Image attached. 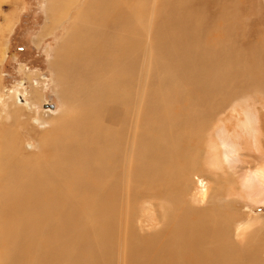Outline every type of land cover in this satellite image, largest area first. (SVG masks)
Listing matches in <instances>:
<instances>
[{
    "label": "bare ground",
    "instance_id": "6f19581e",
    "mask_svg": "<svg viewBox=\"0 0 264 264\" xmlns=\"http://www.w3.org/2000/svg\"><path fill=\"white\" fill-rule=\"evenodd\" d=\"M146 3L45 0L41 36L64 32L51 88L68 107L40 119L29 152L12 129L25 104L0 95L3 264H264V217L243 219L264 207V161L241 158L264 153V43L235 42L222 15L235 0L158 2L152 29ZM29 98L35 110L39 89ZM223 101L230 124L213 126Z\"/></svg>",
    "mask_w": 264,
    "mask_h": 264
},
{
    "label": "rangeland",
    "instance_id": "374dc122",
    "mask_svg": "<svg viewBox=\"0 0 264 264\" xmlns=\"http://www.w3.org/2000/svg\"><path fill=\"white\" fill-rule=\"evenodd\" d=\"M158 2H160L161 6L164 4V0H147L146 3V8L153 10V13L148 17L149 22L147 25V27H150L151 29L155 27L157 18L164 17V15L159 17L157 15L156 9ZM235 2L238 4L236 6H239L240 10L237 15L228 11L222 12L223 16L231 19V29L229 30V33L234 38H236V36L240 38L235 42L239 45L252 43L253 41L248 40V37L251 36L250 39H259L264 43V0H235ZM44 3L45 0L0 1V95H2L4 101L8 102L10 109L14 108L15 103V105L18 103L20 105L25 104V108L22 109L23 112L12 121V129L14 134L18 135L24 144L28 146L27 150L29 152L37 150L34 132L31 133L32 129L36 133V131H41L45 128V125H39V122H41L40 119L49 122V118L63 113L68 107L62 97L58 95L59 90L56 89L54 91L51 88L52 72L49 65L50 60L54 57V51L58 47L60 40H63L64 32L61 29H57L53 30L50 35L41 36L42 29L46 23ZM196 6L195 9L198 11L200 10L201 12L212 13L216 10V8L211 7L204 9V6L200 3ZM201 7L203 8L201 9ZM213 7H215V5H213ZM199 12L197 13L199 14ZM211 13H209V15H212ZM212 16L214 19H217L218 17H216V15ZM215 26L217 28L224 27L220 23H217ZM213 32L211 33H213L212 35L214 37H219V35H221L220 37H224L225 35V31L223 30H214ZM145 36H149V39H145L146 41H151V33H146ZM147 57L150 56L147 55ZM150 65L151 64L148 63L143 70L142 67H140L139 73H142V86L140 87V90L143 86L142 89H145L150 85ZM147 72L150 73L148 74ZM145 74L148 77H146L145 82H143V76ZM144 83L145 85H143ZM146 84H148V86ZM33 88L39 89L40 96L42 95V100L38 103L35 110H32L29 98L30 92ZM16 89H21L23 91V96H18V102L17 99H15ZM259 93L260 94H257L256 98H258V101L264 107V96H262V94L264 95V92ZM225 103L226 102L223 101L222 109L228 106V103L227 105ZM260 111V114L262 113L260 120L263 122L264 136V109H261ZM230 114L229 106L223 111L220 110V113L214 119L213 126L229 125L230 123L228 120H230ZM1 117H3L2 113H0V128L3 129L4 124L8 126L9 122L2 121ZM30 121H32L31 124ZM211 128L212 127L209 126L207 131L211 130ZM263 140L261 143L262 152H264ZM246 149L248 148L246 147ZM37 153L43 155L40 151ZM262 155L263 156L260 158L258 152L254 150H244V153L241 156L243 162L242 166L246 167V169L255 167L261 162V160L262 162L264 161V153H262ZM223 170H226V168ZM235 205L237 210H240V215L243 216V214L246 213L242 212L244 203L236 202ZM247 205L250 206V209H248V216L246 218L243 217V219L250 223V220L255 216L264 217L263 206L252 205L249 203H247ZM6 225V222L0 218V264H3L2 259L4 257H2V255L4 251H6V248H4L3 245L1 246L4 241V236L1 235V232ZM118 257L119 256H117L119 262Z\"/></svg>",
    "mask_w": 264,
    "mask_h": 264
}]
</instances>
